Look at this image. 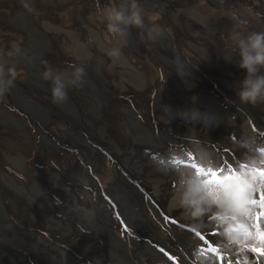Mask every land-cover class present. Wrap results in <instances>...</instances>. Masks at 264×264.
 Wrapping results in <instances>:
<instances>
[{
    "label": "rangeland",
    "instance_id": "rangeland-1",
    "mask_svg": "<svg viewBox=\"0 0 264 264\" xmlns=\"http://www.w3.org/2000/svg\"><path fill=\"white\" fill-rule=\"evenodd\" d=\"M20 1L24 3V8L32 16L36 27L54 43L53 52H47L39 59L43 63L42 72L51 67L61 74L62 78L67 79L71 76V71L68 70L70 63L85 67V76L80 86L69 87L66 90L65 100H69L67 110L53 100L50 91L51 85L45 86L43 77L39 75L42 82L41 88H33L31 85L32 63H36L33 57L42 53L43 49H41V36L33 39L37 49L33 48V44L28 42V34L16 25L17 19L20 18L18 14ZM225 1L140 0L146 14L159 13V15L154 21L146 16L143 29L135 27L129 29L125 38L126 42L121 44V55L117 59L108 57L106 54L109 47L115 46V42L109 43L107 30L98 19L97 3L101 8L108 5L107 2L104 4L103 0L0 1V21L5 16L16 17L13 22L9 18V23L0 22V50L4 52L3 56H0V61L7 65H15L20 74L15 87L8 91L11 93L12 89L21 90L23 98H27L30 104L29 108H25L24 113L19 108L20 106L17 107L15 94L10 100L7 99L5 93L0 95V110L8 109L16 119L14 121L16 123H14L8 121L11 120L8 115L6 117L3 116L4 113L0 115L1 198L7 211L9 213L13 211L14 216L17 217L11 220L5 210L1 211L0 204V264H17L16 261L11 262L6 259L5 249L16 251L14 253L18 254L16 260L19 264H39L34 258L43 259V255L36 248L38 243L42 247L43 242H39V237L43 238V236L52 248L48 256L60 264L70 262L69 256H73L82 264H87L86 259L89 258L95 264L92 256L88 254L89 250L83 251V255H75L70 250L67 241L72 243L75 239L88 243L79 245L75 250H83V245L92 244L98 247L97 253H101L108 263L111 259L103 236V228L109 230L112 235L122 238L127 247L134 250V246L137 243L140 245L141 241L138 240L136 243L132 240L129 242L127 239L124 240L121 235L120 230L123 231L125 227L123 211L118 207L112 183L118 184L124 191L135 193L133 186L138 182L142 184V180L134 179L138 169L129 159L133 157V161L155 169L161 175V180L164 181L162 184L164 187L163 196H168V190L175 173L170 172L165 176L161 169L171 167L174 159L188 153L183 150V147L189 152L194 148L186 136L191 127L197 128L198 125L194 119L184 121V113L187 110H193L194 114L198 115L199 121L196 119V122L201 123L200 126L204 124L207 126L203 130L206 135H198V146L205 150H211L209 152L222 165H229L237 160L239 155L237 147H233L237 153L234 154L230 147L223 146L210 135L217 136L223 131V127H227L225 137L229 141L235 142L236 145L237 142L246 144L241 139L240 141L236 140L242 135L243 130L245 136L249 137L247 129L243 127V124L248 123H246L245 115L253 118L249 119L250 124L256 121L258 125L264 126V114L257 115L242 110L237 103H234L233 86L236 87V82L219 79L212 72L202 68L199 63V60L202 64L208 62L210 67L213 66L212 71L221 77H225L224 74L230 72L232 66H235L233 72L243 77V70L237 63L238 53L233 51L234 46L230 42V29L234 27V22L229 15L221 16V11L225 10ZM261 1V8L257 13L252 12V15H256L257 18L251 15V9L244 6L243 0H228L227 6L235 20L240 21L239 27L241 23H244L242 26L244 29L264 31V4L263 0ZM112 3L119 4L120 0H112ZM250 7L254 8L253 5ZM147 24L150 25V31L146 29ZM48 25L52 26V29H48ZM158 25L166 34L165 40L155 31ZM222 30L225 31L223 34L226 37L220 39L218 46L221 48L229 46V48L221 50L224 56L219 59L216 55L218 52L214 54V46L220 36L216 37V33H220ZM211 32H214L213 37L210 35ZM73 34H78L81 43L88 47L92 53L97 54V64L91 63V57L94 56L89 53L85 51L79 54L75 53ZM11 35L13 37L9 38ZM24 46V51H19L14 56L7 55V53L16 52L19 47L23 48ZM163 47L171 48L172 51L178 53L188 68L184 69L185 71H180L172 67L168 63V57L162 53ZM181 48L187 55L182 52ZM65 55L66 57L62 59ZM228 55L231 56L232 62L224 60V57ZM6 57L16 59V62H11ZM170 68L173 69V74L166 71ZM136 70L145 73L147 80L130 73ZM161 72L163 76H161ZM198 72L211 80L212 83H207ZM231 74L232 71L230 77ZM23 82H27L29 85L26 84V87ZM49 82L51 84V81ZM220 82L228 85L220 88ZM211 88L213 90L210 91ZM33 89L36 90L32 92ZM47 101L62 112L64 119L59 115L54 116V111L44 104ZM188 101L193 104H188ZM41 104L45 105L52 113L41 115L36 113L38 108L48 111L39 107ZM70 105L73 106V109ZM76 110L81 113L82 121L80 118L78 119ZM170 111H173V119ZM261 111L264 113L262 106ZM45 114L52 117L51 120L46 121ZM133 118L147 128L150 135L157 134L162 137V129H171L176 138H167L158 144L154 138L149 140L152 144L147 139L138 141L137 138L142 133L132 126ZM73 126H76L80 131L76 132ZM64 129L73 132L76 135L75 139H72L71 132L70 134L63 133ZM231 132H234L238 137L233 138L234 140L230 139ZM255 137L256 133L250 139L254 140ZM181 142L184 143L179 144ZM176 143L179 144L177 147ZM213 144L221 147L222 150ZM259 146L264 148V136L258 138L257 142L252 145L253 148ZM166 147V150L153 156L155 149ZM227 153L231 156L229 157ZM105 155H109V158ZM157 157L163 159L161 167H157L153 163ZM177 162L179 163V160ZM184 163L187 164L188 161L185 160ZM24 168H27L28 173L33 175V181L28 173L24 174L23 172L21 173L26 177L21 180L19 176L23 175L18 172ZM80 171L87 178L91 176L92 182L88 181L86 184L81 182L79 180ZM6 176L17 178L25 184L17 183L19 187H13L10 184L15 181L6 180ZM98 182H101L104 188H101ZM45 184L48 199L43 191ZM142 185L148 187L147 184ZM145 192L154 200L145 195ZM139 198L142 200V212L157 229L159 225L155 220H161L167 224L165 232L162 231L163 235H161L176 239L175 234L173 235V227L169 225L171 218L168 217V214H175L169 212L167 214V210L162 209V204L156 200L150 189L145 191L139 189ZM145 199L148 200L152 208L144 202ZM255 199L259 200V192ZM76 200L84 207L91 200L97 205L107 204V214L105 211L101 213L106 221L77 212ZM127 201L130 206L133 205V201ZM2 202L0 200V203ZM130 206L127 210H130ZM259 211L260 208L257 206V212ZM16 212H19V216ZM153 213L156 214L157 219L151 218ZM4 215L7 216L11 229H8L4 224ZM112 216H115L122 225L116 220L112 221ZM59 220H62L64 224ZM175 221L180 222L179 220ZM133 226L138 231V235L125 227L128 236L134 239L142 237V231L137 226ZM260 227L264 229V224L261 222ZM43 229L46 230L47 237L44 235ZM209 232L215 233L214 230H209ZM7 234H11L9 238L6 236ZM123 234L127 235L124 231ZM209 242V247L200 248L197 264H215V261L224 264L225 260L227 264L241 262L239 255L227 257L217 255V252L212 250L216 249L215 244L213 241ZM176 244L179 245L177 242ZM253 245L264 246L258 237L250 246ZM54 246L64 250L63 256L53 249ZM184 256L188 257L186 253ZM115 257L120 259L117 260V264H125V257L116 255ZM174 257L177 264H183L179 253L175 252ZM248 260L254 261V264H264V255L249 251Z\"/></svg>",
    "mask_w": 264,
    "mask_h": 264
},
{
    "label": "clouds",
    "instance_id": "clouds-1",
    "mask_svg": "<svg viewBox=\"0 0 264 264\" xmlns=\"http://www.w3.org/2000/svg\"><path fill=\"white\" fill-rule=\"evenodd\" d=\"M243 1L244 6L251 9V15L252 12L256 14L257 11L261 8L262 2L259 0H247V3L246 0ZM106 2L108 3V5H104L102 8L100 7L99 3H97V8L99 10L98 19L104 24L107 30L109 43L115 42V46L109 47L106 54L108 57L117 59L121 55V44L122 42H126L125 38L129 29L133 27L143 29L145 27L146 16H148V19L154 21L158 17L159 13H152L151 15L146 14L144 5L140 2V0H120L119 4L112 3V0H103L104 4ZM11 4L14 3L11 2ZM250 5H253L254 8L252 9ZM18 6L20 8L18 14H20L21 7L19 4ZM25 7H27V5H25ZM88 10L90 11V8ZM253 17L257 18L256 15ZM8 18L11 22L16 20V17L14 16H5V18H3L0 22L4 23V21H6L9 23ZM20 30L22 29L20 28ZM155 30L158 31V29ZM223 32L225 31L222 30V32L216 33V37H218V35L220 36L218 37L219 40L215 41L216 46H214V54L218 52L216 55L219 59L224 56L222 54V51L229 48V46H227V48H221L218 46L220 39L222 37H226ZM149 35H151V32H149ZM210 35L211 37H213L214 32H211ZM12 37L13 36L11 35L9 38ZM230 42L231 45L234 46L233 51L238 53V66L243 70V77L238 76L233 72V67L235 66H232L229 72L231 73L232 71V74L235 75L234 81L236 82V87L233 86V90L235 92V94H233V96L235 97L234 103H237L239 107H241L244 111L250 112L252 114L256 113L257 115H262L264 114L261 111V106L264 107V31L247 30L242 27H238L237 30H234L231 33ZM19 49H17L16 52L7 53V55L14 56L19 51H24L25 46L23 48L19 47ZM181 50L182 52H184L183 48H181ZM190 50L192 49L190 48ZM3 53L4 52L0 50V56H3ZM65 57L66 55L62 59H64ZM6 59L11 62H16V59H12L9 57H6ZM224 60L226 62H232V58L230 55L225 56ZM199 63L202 68L206 69L210 73L212 72V74L220 79V75H217L218 73L216 74L212 71L213 66L210 67V64L208 62H204L203 65L199 60ZM215 66H217V64H215ZM68 70L71 71V76L67 79L62 78L61 75L51 67L42 73V76L45 79H42L45 83V86L51 85V97L55 102L59 103L64 101L67 96L66 90L69 87L80 86L81 82L84 79L85 67L83 65L70 63L68 65ZM19 75L20 74L15 65H7L3 61H0V95L5 93L7 99L10 100V98H12V95L15 94L17 107L20 106L19 108H21V110L24 112L27 106L23 101L27 100V98H23V92L21 90L16 91L14 89L11 90V93H9L8 91L11 88L15 87L16 81H19L17 80ZM161 76H163L162 72ZM49 81H51V84ZM26 84L27 83L23 82V85L27 87ZM216 86L218 85L216 84ZM209 87L211 86L209 85ZM219 87L221 88L220 84ZM209 90L211 91L213 89L211 88ZM242 110L239 111L243 112ZM79 116L82 121V115L80 112ZM245 119L246 123H248L243 124V127L247 129L249 137L245 136V132L243 129L242 135L240 137H238V135H236L234 132L230 133V139L238 137V139H236L237 141H240L241 139L246 143L242 144L237 142L236 147L239 151V155L237 157V160L232 162V164L230 163L229 165H222L221 162L217 158H215L212 153L199 147L197 128L191 127L189 129V134L186 136V139L194 145L193 150L189 152V150L183 147V150L188 153H185L182 157L174 159L171 167H165L161 169V172L165 176H167L170 172L175 173L174 178L171 181V186L168 190V197L166 201L168 211L177 213L183 221L192 226L194 232H199L202 235L206 236L208 242L207 240H202V246H200V248L209 247V241H213L217 251L225 255L226 257L239 255L241 257V264H245L244 254L243 252H241V249L250 246L256 238L255 229L252 224L251 218H253L257 213V205L253 204V200L255 199L257 192L264 191V174L259 171L260 169H264V148H260V146L256 148L252 147V145L257 142L258 138L264 136V126L258 125L256 121H253V123L250 124L249 119H253L250 116L247 117L245 115ZM253 126H255L256 128H254ZM255 133L256 137L254 138V140L250 139L252 136H254ZM138 141H140V139H138ZM213 146L222 150L221 147H217L214 144ZM225 147H230L233 150V153L237 154L236 150L233 147ZM158 150L159 149H155V151L153 152V156L158 152ZM228 155L229 157L231 156L230 154ZM105 156L109 158V155ZM177 160H179V163L177 162ZM185 160L188 161L187 164L184 163ZM21 172L25 174L29 171L27 168H24V170H20L18 172L23 175L19 176L18 174V176L22 180L25 179L26 175L22 174ZM28 174L33 181V175L31 173ZM214 175L216 177L215 179L212 178ZM163 183L164 181L161 180L153 185V191L157 195L161 194ZM98 184L101 188H104L101 182H98ZM133 187L136 191L138 190V192L139 189H142V191L149 189L146 186L144 187L140 182L135 184ZM43 191L46 196V184L43 188ZM0 194L2 195L1 189ZM144 194L148 196L147 192H145ZM148 197L151 200H154L151 196ZM0 200L2 202V198ZM144 202H146L152 208L147 199H145ZM0 204H2L1 206H3V208L7 212V216L11 220L17 218L14 216L13 211H10V213L7 211L3 202ZM13 205H15V203H13ZM16 213L19 216V213ZM7 216L4 215L5 220H8ZM122 216L125 227L137 233L138 235V231L132 224L129 223V221H127L126 217H124V213H122ZM144 217H146V215H144ZM168 217L171 218L169 225L173 227L172 223L174 222V215L168 214ZM112 218V221L116 220L120 225H122L115 216H112ZM151 218L153 220L157 219L156 214L153 213V216H151ZM146 219L148 218L146 217ZM148 221L154 226L150 219H148ZM155 221L159 225V230L155 226L154 228L161 235L162 231L165 232L167 224L161 222V220ZM261 224H264V219L261 220ZM125 227L123 228V231L127 234V229ZM137 227L142 231L143 236L134 239L131 236H128V234L125 236L121 229L120 232H122L121 235L123 236L124 240L127 239V241L129 240V242L133 240L136 243L139 240L142 243L143 238L148 239V236L143 232L140 225H137ZM43 230L44 235L47 237L46 230ZM209 230H214L215 235L209 232ZM249 231H251V235L248 234ZM10 235L11 234H7L6 236H8L9 238ZM208 235H213V237ZM175 238L176 239L169 236L168 239L176 242L178 237L175 236ZM120 239L123 241L122 238ZM74 241L77 240L75 239L73 240V242ZM194 241L195 239H193V242ZM4 244L7 245L6 243ZM89 245L93 246L92 244ZM93 247L98 250L97 246ZM161 248V250L171 259H175V252L179 253L181 258L183 259V264H185L186 259L190 260L193 264L194 262H196V264L199 262L197 260V256H199L200 254V248L197 254H195L194 259H191L188 250L183 246L179 249L164 247ZM82 253L83 252H81L80 254L83 255ZM185 253L188 255V257L184 256ZM109 258L111 259V261H108L107 264H117V260H120L119 258H116L115 261H113V258H111V256ZM224 264H227L226 260L224 261ZM247 264H250V262H247Z\"/></svg>",
    "mask_w": 264,
    "mask_h": 264
},
{
    "label": "bare ground",
    "instance_id": "bare-ground-1",
    "mask_svg": "<svg viewBox=\"0 0 264 264\" xmlns=\"http://www.w3.org/2000/svg\"><path fill=\"white\" fill-rule=\"evenodd\" d=\"M1 1V0H0ZM53 1H59V0H53ZM261 1V0H259ZM262 2V1H261ZM21 7V13L19 14V17L17 19V25L24 30L27 34H28V42H30V44L32 45L33 48H36V45L34 44L33 39L35 37H39L40 38V42H41V49H43L42 53H39L37 56H35V58L33 57V60L35 59L36 63H32L33 64V69L31 71V85L33 88H41L42 82H41V78L39 77V75L41 77L42 76V67H43V63H41L39 61V59L43 56H45L48 53H52V48L54 46V43L52 40H50V38L46 37L45 34L36 27V24L34 23L32 17L27 13V11L25 10L24 6H23V2L20 1L18 3ZM263 4H264V0H263ZM225 5V10L222 12L221 11V16L223 15H229L232 17V21L234 22V27H232L230 29L231 33L235 30H237V28L239 27L240 21L235 20V18L233 17V15L229 12V7L228 5V1L226 0L224 2ZM244 26V23H241L240 27ZM48 29H52V26L48 25ZM147 30H151L150 29V25L147 24ZM156 29H158V34L162 36V38L165 40L166 39V34L164 33L163 29L161 26H157ZM74 38H73V49L75 51V53L79 54L80 52H87L90 55L94 56L91 57L92 64H97L98 63V56L95 53H92L88 47H86L83 43H81L78 34H73ZM38 49V50H41ZM207 52H209L208 49H206ZM162 53L165 54L168 59H169V64L172 67H175L176 69H179L180 71H185L184 69H187L188 66L184 63V61L182 60L181 56L176 53L175 51H172L171 48H162ZM184 54H186L185 52H183ZM187 55V54H186ZM48 59V58H47ZM171 69V70H170ZM168 71L169 73H174L173 69L170 68ZM39 73V74H38ZM133 76H140L141 79L143 80H147V78L145 77V73H142L139 70H136L135 72H130ZM198 74L207 82L210 83L211 80L207 79L202 73L198 72ZM61 75V74H60ZM166 75V73H165ZM232 76L230 77V73L226 72L224 74L225 77H221L220 79H224V80H228V81H234L235 79V75L231 74ZM44 79V78H43ZM45 80V79H44ZM27 83V82H26ZM27 85H29L27 83ZM94 85V83H93ZM228 84H225L224 82H220V86L221 88L227 86ZM36 89H33L32 92H34ZM69 101V100H68ZM67 100H64L62 102H59V104L67 110V105H69ZM44 103V102H43ZM24 104L29 108L30 104L28 100H24ZM45 105H47L49 108H51L54 111V116L55 115H59L61 117L64 116L62 115V112L57 110L55 108V106H53L52 103L50 102H45ZM188 104H192V102L188 101ZM45 105L41 104V106L39 107H43L45 109H47L48 111H44L40 108L37 109L36 113H39V115L43 114V113H52ZM70 107L73 109V106L70 105ZM4 113V114H3ZM3 114L4 117H6L8 115V117L11 120H8L10 122H14L16 119L13 117V114L10 113L8 111V109H1L0 110V115ZM76 115L78 117V119L80 118L79 116V112L76 110ZM170 115L172 116V119L174 118L173 115V111H170ZM53 116V115H52ZM66 116V115H65ZM185 119L184 121H191L192 119L195 120V123H197L198 127H197V133L198 135H206V132H204L203 130L205 128H207V126L204 124L202 126H200L201 123L196 122L197 120L199 121L198 115L194 114L193 110H187L184 113ZM46 117V121L51 120L52 117L47 116V114H45ZM177 117V116H176ZM197 119V120H196ZM16 123V122H14ZM203 124V123H202ZM132 126L134 128H136L137 130L141 131V135H139L138 139H147L148 141L151 138H154L156 144L158 143H162L164 142V139L167 138H176V136L172 133L171 129H162L161 130V135L162 137L157 136V134H149L147 128H145L144 126H142L135 118L132 119ZM75 128V131L78 132L80 131L78 128H76V126H73ZM223 131L219 134V135H210V137L218 140L221 144H223L224 146H232V147H236V143L233 141H229L226 137H225V132L227 130V127H223L222 128ZM70 134L71 131H67V130H63V133H67ZM189 134V133H188ZM71 136L72 139L74 140L76 135L71 132ZM141 137V138H140ZM150 142V141H149ZM184 142H181L179 144H182ZM150 144H152L150 142ZM176 143V147L177 145H179ZM192 144V143H191ZM166 148H161L158 150V152L160 151H164L166 150ZM207 151H211V150H207ZM157 152V153H158ZM156 153V154H157ZM166 157V155H164ZM130 161L133 162V165L137 167L138 169V173L134 176V179H140L142 180V184H147L148 188L152 191V195L156 198V200H159L160 203L162 204L163 208L168 211L167 208V197H164V187L162 186V191L160 195H157L154 191H153V185L159 181H161V175H159L155 169H151L148 166H144L141 165L138 161H133V157L129 158ZM162 161L163 159L160 157H157L156 159L153 160V163L157 166V167H161L162 166ZM80 176H79V180L83 183H87L92 182V178L90 176V178H87L86 176H84V173L80 171ZM6 180L11 179L14 180L15 182H12L10 185L14 186H18L17 183L19 184H24L22 181L18 180L17 178L11 177V176H6L5 177ZM113 184V193L115 195V198L118 201V205L119 207L122 209L123 213H124V217H126L127 221H129L130 224L132 225H140V227L142 228L143 232L148 236V239L145 238L143 239V242L139 245V243L137 245H135V249L134 250H130L126 243H124L120 238H118L117 236H114L110 233L109 230H107L106 228H103V236L105 238L106 244H107V248H108V252L111 256V258H113V261H115L116 256L119 257H125L126 261L124 262L125 264H156V263H163V264H177L174 258H170L168 255H166L161 249V247L164 248H171L172 246L179 249L180 247H185L189 254L191 259L195 258V254H197L200 246H202V240H207L206 236L202 235L200 233V236L198 237L196 235V233L199 232H194L192 229V226L190 224H188L187 222L183 221L179 215L177 213H173L174 215V222L173 227H174V234L175 236L178 237V240H176L177 243H179V245L176 244L175 241L170 240L162 235H160V233H158L156 231V229L154 228V226L148 221V219H146V217H144V214L142 212V200L139 198V192L138 190H135V193H132L131 191H124L122 190L118 184L116 183H112ZM19 187V186H18ZM48 195H47V199H48ZM0 199H1V194H0ZM127 200H131L133 201V205L130 206V203ZM76 211L77 212H81L87 216H94V217H98V218H102V220L106 219L102 217L101 213L102 211H105L107 214V204H103V205H97L94 201L91 200V202L86 206H82L81 204H78L79 201L76 200ZM69 204V203H68ZM2 205V204H1ZM128 206H130V210H127ZM20 212V211H19ZM18 212V213H19ZM172 213V212H169ZM51 217H53L52 215H50ZM175 220H179L175 221ZM60 223L64 224V222L62 220H59ZM4 224L7 225L8 229H11V226L9 224V220H4ZM183 224V226H182ZM68 225H70L68 223ZM187 225V226H185ZM185 226V227H184ZM186 228V229H184ZM214 234V233H213ZM213 237V235H208ZM193 239H195V241L193 242ZM39 242H43L42 247L40 246V244H36V248L38 249V251L41 252V254L43 255V259L42 260H38L37 258L34 260L39 263V264H60L57 260H55L54 258H50L48 256V253L52 251V248L50 247V243L44 238L39 237ZM208 242V240H207ZM70 250L75 254L78 255L83 251H88V254H90L93 258V261L95 262V264H107V260L100 254L97 253V249L93 246L90 245H83L81 249H76L79 245L81 244H88L82 241H74L72 243L67 242ZM53 249H56L59 253L62 254L63 256V252L64 250L61 247L58 246H54ZM6 253H5V257L7 260H11V262H17L18 260H16V257L18 254H15L14 250L12 249H5ZM65 256L67 255L66 253L64 254ZM69 256V255H68ZM22 259V258H21ZM23 260V259H22ZM68 260L70 262L68 263H64V264H82V262L76 260L73 256H69ZM250 264H254V261H249ZM86 263L87 264H94L89 258L86 259ZM185 264H193L190 260H185ZM194 264H196V262H194ZM215 264H218L215 261Z\"/></svg>",
    "mask_w": 264,
    "mask_h": 264
},
{
    "label": "snow or ice",
    "instance_id": "snow-or-ice-1",
    "mask_svg": "<svg viewBox=\"0 0 264 264\" xmlns=\"http://www.w3.org/2000/svg\"><path fill=\"white\" fill-rule=\"evenodd\" d=\"M262 174H264V169H260L259 170ZM213 179H215V175L212 177ZM253 204L257 205L260 208V211L256 213V215L251 218L252 219V224L255 228V236L258 237V239L260 240L261 244L264 245V229H262L260 227V222L261 219L264 218V191H259V200L254 199L253 200ZM249 235H251V231H249L248 233ZM196 235L199 237L200 233H196ZM215 235V233H214ZM213 251L217 252V255L219 256H223V254L219 253L217 251V249H212ZM252 251V252H256L259 253L260 255H264V246L262 247H256V246H248L245 247L243 249H241V252H243L244 254V260H245V264H247V262H249L248 260V252ZM237 264H241L240 261H237Z\"/></svg>",
    "mask_w": 264,
    "mask_h": 264
},
{
    "label": "water",
    "instance_id": "water-1",
    "mask_svg": "<svg viewBox=\"0 0 264 264\" xmlns=\"http://www.w3.org/2000/svg\"><path fill=\"white\" fill-rule=\"evenodd\" d=\"M3 210H5L4 208H3V206H1V211H3ZM6 212V211H5Z\"/></svg>",
    "mask_w": 264,
    "mask_h": 264
}]
</instances>
